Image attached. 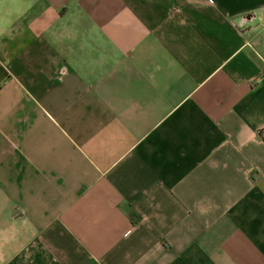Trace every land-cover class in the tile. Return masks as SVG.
I'll use <instances>...</instances> for the list:
<instances>
[{
	"label": "crops",
	"instance_id": "1",
	"mask_svg": "<svg viewBox=\"0 0 264 264\" xmlns=\"http://www.w3.org/2000/svg\"><path fill=\"white\" fill-rule=\"evenodd\" d=\"M263 130L264 0H0V264H264Z\"/></svg>",
	"mask_w": 264,
	"mask_h": 264
},
{
	"label": "water",
	"instance_id": "2",
	"mask_svg": "<svg viewBox=\"0 0 264 264\" xmlns=\"http://www.w3.org/2000/svg\"><path fill=\"white\" fill-rule=\"evenodd\" d=\"M255 18V15H248L243 19V25L251 22ZM251 27H249L250 30Z\"/></svg>",
	"mask_w": 264,
	"mask_h": 264
},
{
	"label": "built area",
	"instance_id": "3",
	"mask_svg": "<svg viewBox=\"0 0 264 264\" xmlns=\"http://www.w3.org/2000/svg\"><path fill=\"white\" fill-rule=\"evenodd\" d=\"M261 137H262L263 140H264V130L261 132Z\"/></svg>",
	"mask_w": 264,
	"mask_h": 264
}]
</instances>
